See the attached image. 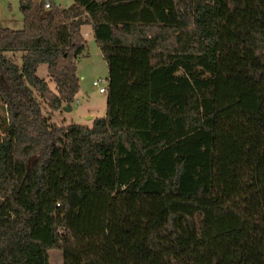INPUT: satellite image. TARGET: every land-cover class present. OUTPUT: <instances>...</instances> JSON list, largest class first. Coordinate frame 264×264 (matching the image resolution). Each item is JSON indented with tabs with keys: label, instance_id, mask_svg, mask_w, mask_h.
Here are the masks:
<instances>
[{
	"label": "trees",
	"instance_id": "1",
	"mask_svg": "<svg viewBox=\"0 0 264 264\" xmlns=\"http://www.w3.org/2000/svg\"><path fill=\"white\" fill-rule=\"evenodd\" d=\"M19 10L21 29L0 20V264H264V0ZM83 26L105 115L55 125L36 95L72 102Z\"/></svg>",
	"mask_w": 264,
	"mask_h": 264
},
{
	"label": "rangeland",
	"instance_id": "2",
	"mask_svg": "<svg viewBox=\"0 0 264 264\" xmlns=\"http://www.w3.org/2000/svg\"><path fill=\"white\" fill-rule=\"evenodd\" d=\"M55 2L63 8L72 4V0H55ZM0 20L4 27L13 30L22 28L23 20L19 10V0H0ZM91 32L89 26H83L81 29V33L87 39L88 51L85 57L79 58L76 62L79 90L70 103V109H65L63 105L58 110H50L46 103L35 94L37 100L41 103L42 113L48 117L49 122L52 124L68 125L76 123L84 126H91L92 120L95 117L105 115L106 104L104 95L97 92V88L92 85V81L96 79L106 81L108 71L106 63ZM36 75L44 79L50 89L55 90L54 82L48 77L46 64L43 63L38 66ZM5 116V107L0 100V140L3 137ZM48 255L50 264H63L61 249H50Z\"/></svg>",
	"mask_w": 264,
	"mask_h": 264
},
{
	"label": "built area",
	"instance_id": "3",
	"mask_svg": "<svg viewBox=\"0 0 264 264\" xmlns=\"http://www.w3.org/2000/svg\"><path fill=\"white\" fill-rule=\"evenodd\" d=\"M44 8L47 9L49 8V4L45 3ZM92 85L97 88V92L99 94H102L105 96L106 93V81H102L101 79H96L92 81Z\"/></svg>",
	"mask_w": 264,
	"mask_h": 264
},
{
	"label": "water",
	"instance_id": "4",
	"mask_svg": "<svg viewBox=\"0 0 264 264\" xmlns=\"http://www.w3.org/2000/svg\"><path fill=\"white\" fill-rule=\"evenodd\" d=\"M63 107H64L65 109H70V104L68 103V104L64 105Z\"/></svg>",
	"mask_w": 264,
	"mask_h": 264
},
{
	"label": "crops",
	"instance_id": "5",
	"mask_svg": "<svg viewBox=\"0 0 264 264\" xmlns=\"http://www.w3.org/2000/svg\"><path fill=\"white\" fill-rule=\"evenodd\" d=\"M89 30H91L90 27H89ZM91 33H92V32H91ZM104 98H105V96H104ZM105 104H106V103H105ZM88 117H90V116H88ZM91 117H92V116H91Z\"/></svg>",
	"mask_w": 264,
	"mask_h": 264
}]
</instances>
